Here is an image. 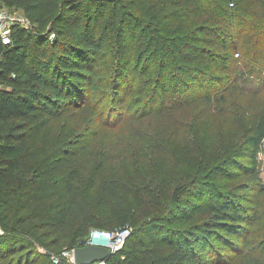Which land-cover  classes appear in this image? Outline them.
Wrapping results in <instances>:
<instances>
[{"label": "trees", "instance_id": "1", "mask_svg": "<svg viewBox=\"0 0 264 264\" xmlns=\"http://www.w3.org/2000/svg\"><path fill=\"white\" fill-rule=\"evenodd\" d=\"M92 3H96L95 10ZM109 5L111 11L117 10L119 3L0 0V6L20 10L41 28L31 33L14 26L12 43L0 41V264H72L62 253L86 246L91 229L115 231L131 225L137 231L130 227L123 246L104 264H212L213 259L206 255L211 239L226 245L240 231L238 223L243 217L229 200L196 206L199 218L194 229H171V219L165 224L164 218L153 213L151 204L142 201L140 193H151L152 189L133 186L131 194L141 198L140 204L118 197L114 188L98 185L94 179L83 185L87 173L75 172L66 162H59L62 156L78 155L73 145L64 142L48 149L36 144L51 120L70 112L81 114L82 107L94 108L80 104L85 100V85L96 88V60H101L104 45L103 34L96 29L107 20L104 12ZM79 7V12H73ZM97 9L99 15L92 18ZM141 24L152 37L154 49L164 47L158 65L164 70L158 87L164 90L170 75V88L185 93L206 87L202 100L211 101L214 86L209 84L208 67L229 72L217 61V52L229 61L240 56L239 64L232 68L234 80H257L258 87L264 82V0H149ZM129 70L117 51L107 61L102 75L105 79L97 82L101 86L115 84L117 90L126 85ZM212 80L223 83L220 78ZM98 115L102 121V113ZM263 139L264 109H260L256 123L209 167V176L216 178L239 158L256 173L257 151ZM254 183L261 187L259 178H254ZM188 187H175L171 201L181 202ZM121 189L123 194L129 190ZM192 191L198 196L203 190ZM139 208L151 214L146 224L137 225ZM142 233L145 237L139 238ZM253 264H264V254Z\"/></svg>", "mask_w": 264, "mask_h": 264}, {"label": "rangeland", "instance_id": "2", "mask_svg": "<svg viewBox=\"0 0 264 264\" xmlns=\"http://www.w3.org/2000/svg\"><path fill=\"white\" fill-rule=\"evenodd\" d=\"M116 1L117 10L111 11L109 5L104 12L107 20L97 24L104 45L101 60H96V88L85 85V100L80 104L94 108L82 107L81 114L70 112L51 120L36 144L48 149L64 142L73 145L78 155L62 156L59 162H66V167L75 172L87 173L83 185L94 179L98 185L105 183L114 188L118 197L140 204L141 198L131 194L133 186L152 189L151 193H140L142 201L151 204L153 213L164 218L165 224L171 219V229H194L199 218L195 212L198 205L233 202L243 217L238 223V235L226 245L212 238L206 255L213 259L212 264H253L259 254H264V165L251 173L243 158H239L235 166H227L216 178L209 176V167L219 162L239 142L243 132L256 123L260 109H264V82L258 87L257 80H234L232 68L239 64L240 56L234 55L229 61L217 52L215 58L229 72L213 65L208 67L209 84L214 86L211 101L202 100L206 87L185 93L170 88V75L165 79V90L158 87L164 72L158 66L164 47L155 50L152 37L141 24L149 0ZM91 5L95 10L96 3ZM79 11L80 7L73 10ZM95 13L99 15L98 9L92 18L97 17ZM40 29L34 23L27 27L31 33ZM117 51L118 58L128 63L130 70L126 85L116 90L115 84L101 86L97 81L105 79L102 75L107 61ZM169 71L170 67L166 73ZM212 77L223 83L215 84ZM97 113H102V121ZM119 114L123 115L120 119ZM254 178L261 180L260 188L255 187ZM182 184L189 186V192L181 202H172L174 188ZM121 187L129 188L127 194ZM196 188L203 190L198 196L192 191ZM179 209L182 212H176ZM137 213V225L146 224L151 214L146 215L142 208ZM207 217L210 215L204 216ZM130 227L137 231L136 226ZM93 230L87 234V243ZM104 231L109 236L113 232ZM67 252L73 256V249Z\"/></svg>", "mask_w": 264, "mask_h": 264}, {"label": "built area", "instance_id": "3", "mask_svg": "<svg viewBox=\"0 0 264 264\" xmlns=\"http://www.w3.org/2000/svg\"><path fill=\"white\" fill-rule=\"evenodd\" d=\"M30 21L25 17V15L18 9H11L7 7L0 6V41L4 45H9L13 41L12 31L14 26H21L26 28L30 25ZM54 34L50 35L52 38ZM1 87V84H0ZM257 161L258 166L264 165V139L261 141L258 151H257ZM131 234V228L128 226L121 227L112 232L109 241L110 249L115 252L120 249L127 237ZM64 256L67 257L68 261L74 264L73 256L71 257V252H63ZM55 262L57 260L54 259ZM99 264H104L103 261L98 262Z\"/></svg>", "mask_w": 264, "mask_h": 264}, {"label": "water", "instance_id": "4", "mask_svg": "<svg viewBox=\"0 0 264 264\" xmlns=\"http://www.w3.org/2000/svg\"><path fill=\"white\" fill-rule=\"evenodd\" d=\"M98 235V241L94 240ZM110 236L108 232L93 230L86 246L73 249L74 264H93L106 260L114 252L109 247Z\"/></svg>", "mask_w": 264, "mask_h": 264}, {"label": "bare ground", "instance_id": "5", "mask_svg": "<svg viewBox=\"0 0 264 264\" xmlns=\"http://www.w3.org/2000/svg\"><path fill=\"white\" fill-rule=\"evenodd\" d=\"M98 238H99L98 235H95L94 240H97L98 241Z\"/></svg>", "mask_w": 264, "mask_h": 264}]
</instances>
